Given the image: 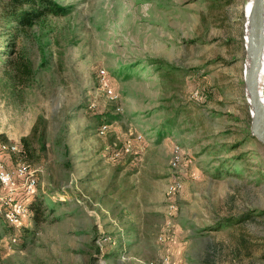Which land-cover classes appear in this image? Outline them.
I'll list each match as a JSON object with an SVG mask.
<instances>
[{
  "label": "rangeland",
  "instance_id": "obj_1",
  "mask_svg": "<svg viewBox=\"0 0 264 264\" xmlns=\"http://www.w3.org/2000/svg\"><path fill=\"white\" fill-rule=\"evenodd\" d=\"M56 1L69 12L25 33L0 24V52L12 38L35 71L31 87L13 92L0 55V141L20 142L37 123L46 133L38 158H0L31 164L47 207L39 221L28 210L11 247L0 216V264H264V145L250 132L243 75L247 0ZM157 60L180 73L160 76ZM174 115V131L158 137ZM128 141L131 152L113 158ZM177 146L192 164L171 166ZM175 179L184 187L169 194Z\"/></svg>",
  "mask_w": 264,
  "mask_h": 264
},
{
  "label": "trees",
  "instance_id": "obj_2",
  "mask_svg": "<svg viewBox=\"0 0 264 264\" xmlns=\"http://www.w3.org/2000/svg\"><path fill=\"white\" fill-rule=\"evenodd\" d=\"M68 12V8L56 0H0V24L6 28L16 26V34L27 32L28 29H32L36 23L48 16L65 15ZM0 55L6 57L3 71L6 73L8 79L14 83V85H9L12 91L21 93L31 87L35 80L33 62L30 57L23 54L22 50L19 51L16 48L12 38L8 39L6 47L1 48ZM152 64L155 67V71L160 72V76H172L173 74L180 73L179 67L164 60L153 61ZM177 122L178 115H174V117L164 121L157 129L158 137L171 134ZM192 124L194 123L192 122ZM45 134V130H40V124L37 123L28 136L21 138L22 155L28 161L38 158L40 154L39 150L45 148L43 140ZM34 137H38L37 143L39 146L33 143ZM18 182L21 183L20 180ZM17 199L27 205L28 210L32 212L34 220L39 221L42 219L47 208L42 198L34 194V192L27 193L25 190H20L17 194ZM241 220L243 219L237 222ZM8 226L14 230L13 235L16 236L17 231L23 232L27 228L25 223H21L16 227Z\"/></svg>",
  "mask_w": 264,
  "mask_h": 264
},
{
  "label": "built area",
  "instance_id": "obj_3",
  "mask_svg": "<svg viewBox=\"0 0 264 264\" xmlns=\"http://www.w3.org/2000/svg\"><path fill=\"white\" fill-rule=\"evenodd\" d=\"M99 83L106 95L113 101L119 99V94L110 83L107 71L101 69L99 72ZM117 107V110H120ZM109 124L103 123L100 126L99 134H104L108 129ZM145 136L139 133L136 136L137 141H143ZM131 141H128L122 147H114L111 155L113 158L121 157L122 153L131 152ZM22 145L20 142L0 141V154H21ZM194 159L191 155L185 153L181 147H175L170 164L174 169H179L180 166L185 164H192ZM21 181L19 183L18 181ZM38 175L35 173L31 164L28 161H19L14 165H8L3 159L0 158V216L10 226H18L22 223L23 216L28 212V207L25 203L17 199L19 190H25L27 193L35 191L38 185ZM184 187V182L180 179L172 180L168 184V193L173 194L181 191ZM171 209L176 208L175 203L170 204ZM169 233L164 231L158 237L160 242H165L168 239ZM18 237L16 235H9L7 243L11 247L16 244ZM168 256L162 258L161 261L149 260L147 264H169Z\"/></svg>",
  "mask_w": 264,
  "mask_h": 264
},
{
  "label": "water",
  "instance_id": "obj_4",
  "mask_svg": "<svg viewBox=\"0 0 264 264\" xmlns=\"http://www.w3.org/2000/svg\"><path fill=\"white\" fill-rule=\"evenodd\" d=\"M250 28L244 70L245 94L250 106V132L264 145V85L260 89V74L264 63V0H253L248 19Z\"/></svg>",
  "mask_w": 264,
  "mask_h": 264
},
{
  "label": "bare ground",
  "instance_id": "obj_5",
  "mask_svg": "<svg viewBox=\"0 0 264 264\" xmlns=\"http://www.w3.org/2000/svg\"><path fill=\"white\" fill-rule=\"evenodd\" d=\"M252 4L253 0H247L245 5H244V35H243V40H244V50L247 52V47H248V41H249V34H250V28L248 24V19L250 16V12L252 10ZM246 56V54H245ZM249 64V59L245 57V62H244V68H243V75H244V70L247 69ZM264 85V63L262 66V71L260 74V89H262V86ZM264 93V91H263ZM248 102V101H247ZM249 105V102H248ZM250 106H249V112H250Z\"/></svg>",
  "mask_w": 264,
  "mask_h": 264
}]
</instances>
